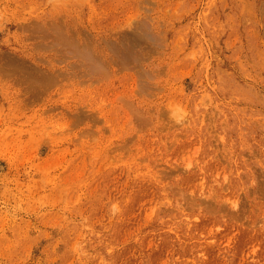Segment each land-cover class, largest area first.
<instances>
[{
	"label": "rangeland",
	"instance_id": "1",
	"mask_svg": "<svg viewBox=\"0 0 264 264\" xmlns=\"http://www.w3.org/2000/svg\"><path fill=\"white\" fill-rule=\"evenodd\" d=\"M0 264H264V0H0Z\"/></svg>",
	"mask_w": 264,
	"mask_h": 264
}]
</instances>
